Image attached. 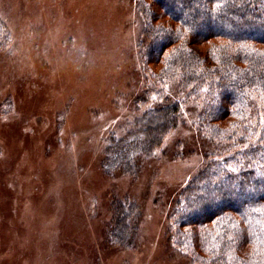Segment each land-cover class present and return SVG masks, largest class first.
Listing matches in <instances>:
<instances>
[{"label": "rangeland", "instance_id": "374dc122", "mask_svg": "<svg viewBox=\"0 0 264 264\" xmlns=\"http://www.w3.org/2000/svg\"><path fill=\"white\" fill-rule=\"evenodd\" d=\"M136 6L0 0V264H194L166 236L205 150L193 102L136 175L101 166L142 88ZM115 197L134 205L127 245L109 237Z\"/></svg>", "mask_w": 264, "mask_h": 264}, {"label": "trees", "instance_id": "16d2710c", "mask_svg": "<svg viewBox=\"0 0 264 264\" xmlns=\"http://www.w3.org/2000/svg\"><path fill=\"white\" fill-rule=\"evenodd\" d=\"M136 9L142 88L108 138L103 171L136 175L192 101L205 150L171 202L167 241L194 264H264V0H137ZM111 206L109 237L124 245L134 205Z\"/></svg>", "mask_w": 264, "mask_h": 264}]
</instances>
